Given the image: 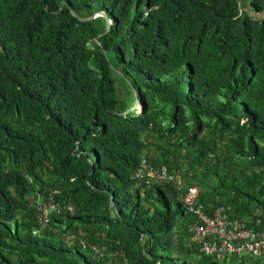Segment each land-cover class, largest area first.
<instances>
[{
  "label": "trees",
  "instance_id": "trees-1",
  "mask_svg": "<svg viewBox=\"0 0 264 264\" xmlns=\"http://www.w3.org/2000/svg\"><path fill=\"white\" fill-rule=\"evenodd\" d=\"M258 162L264 0H0V264H220L181 198L264 229Z\"/></svg>",
  "mask_w": 264,
  "mask_h": 264
},
{
  "label": "built area",
  "instance_id": "built-area-1",
  "mask_svg": "<svg viewBox=\"0 0 264 264\" xmlns=\"http://www.w3.org/2000/svg\"><path fill=\"white\" fill-rule=\"evenodd\" d=\"M263 166L264 162H258L252 170L259 172ZM134 177L147 183L154 179L172 181L177 188L183 187L175 172H170L164 164H150L145 155H142ZM198 193V186L191 184L181 198L186 213L193 216V220L186 226L189 240L198 243L206 256L220 264H264V229H251L244 221L229 216L223 205L211 213L206 212L203 205L197 202ZM39 205L38 209L42 211L38 213L41 225L48 221L50 212L60 214L63 209L73 211V205H62L58 200ZM64 237L67 241L70 235ZM80 243L83 248L86 247L83 240Z\"/></svg>",
  "mask_w": 264,
  "mask_h": 264
},
{
  "label": "rangeland",
  "instance_id": "rangeland-1",
  "mask_svg": "<svg viewBox=\"0 0 264 264\" xmlns=\"http://www.w3.org/2000/svg\"><path fill=\"white\" fill-rule=\"evenodd\" d=\"M93 16H95V15H93ZM135 106L138 107L137 110L140 111L141 108H140L139 104L136 103ZM179 220H180V219L178 218L177 221H179ZM189 260H190V261H193V258H190ZM235 262H236V261H235Z\"/></svg>",
  "mask_w": 264,
  "mask_h": 264
},
{
  "label": "clouds",
  "instance_id": "clouds-1",
  "mask_svg": "<svg viewBox=\"0 0 264 264\" xmlns=\"http://www.w3.org/2000/svg\"><path fill=\"white\" fill-rule=\"evenodd\" d=\"M73 212V211H72ZM51 213V212H50ZM50 213H49V215H50ZM56 213V212H55ZM57 214V213H56ZM61 214V213H60ZM66 241V240H65ZM70 240H67L66 242H69Z\"/></svg>",
  "mask_w": 264,
  "mask_h": 264
}]
</instances>
